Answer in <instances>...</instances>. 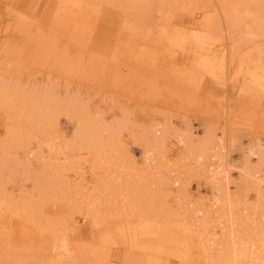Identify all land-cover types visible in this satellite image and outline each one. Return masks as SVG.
Returning a JSON list of instances; mask_svg holds the SVG:
<instances>
[{
  "label": "bare ground",
  "instance_id": "obj_1",
  "mask_svg": "<svg viewBox=\"0 0 264 264\" xmlns=\"http://www.w3.org/2000/svg\"><path fill=\"white\" fill-rule=\"evenodd\" d=\"M74 1L83 6L82 0ZM104 1L126 15L125 21L133 18L156 25L153 13L171 19L175 0ZM217 3L224 28L218 15L209 22L203 18L200 23L187 24L175 18L164 29L163 48L161 43L158 48L149 44L148 59L167 54L169 46L165 48V44L181 51L188 48L194 70L216 75L226 66L235 67L238 73L253 65L262 70L260 84H264V0ZM83 7L87 9V5ZM76 18L81 19V15ZM77 19L73 31L79 26ZM24 24L15 20L18 31L25 32ZM196 72L182 73L195 79ZM246 73L253 77V73ZM0 110L7 120L3 122L7 135L0 142V264L6 232L13 224L41 238L30 243L38 250L31 264H77L66 236V219L48 213L61 204L81 211L93 229L110 220L115 223L114 231L126 236L115 240L103 231L87 249L93 264H112V253L118 251L124 264H167L173 256L187 264H264V142L260 137L245 149L239 174L247 190L237 201L227 186L230 169L222 149V133L214 142L202 144L176 133L179 165L170 166L163 150L166 126L153 124L150 130L139 133L141 162L148 171L143 173L117 160L115 152L125 150L123 138L100 120L89 121L83 109L62 105L39 93L17 96L0 87ZM57 113L76 117L77 146L59 136L44 140L34 134V129L48 132ZM128 134L132 135L131 131ZM78 154L84 162L78 160ZM88 156L92 158L88 166L91 177L86 180ZM250 158L255 161L251 163ZM10 161L24 169L35 163L41 167L30 194L21 196L17 189L5 186ZM190 175L202 178L209 186L210 196L199 203H195L198 198H185V176ZM248 189L254 192V202L249 201Z\"/></svg>",
  "mask_w": 264,
  "mask_h": 264
},
{
  "label": "rangeland",
  "instance_id": "obj_2",
  "mask_svg": "<svg viewBox=\"0 0 264 264\" xmlns=\"http://www.w3.org/2000/svg\"><path fill=\"white\" fill-rule=\"evenodd\" d=\"M81 3L87 9L74 0H0V87L17 96L46 95L62 105L83 109L89 121L100 120L113 127L125 145V150L115 152L117 160L138 172H148L141 162L143 145L139 133L150 130L153 124L166 126L163 150L170 166L179 165L176 133L188 135L199 144L212 143L222 133V149L230 169L228 190L232 199L241 200L247 190L239 174L245 149L258 137L264 142V84H260L259 76L262 70L248 65L236 73L235 67L226 66L211 75L191 67L192 53L188 48L181 51L166 44L167 54L148 59L149 44L158 48L161 43L163 48L164 29L175 18L185 22L182 24L200 23L203 18L212 21L219 12L217 0H175L171 19L164 20L153 13L156 25L133 18L125 21L126 15L104 0ZM19 13L23 16L19 17ZM219 14L218 22L224 28ZM79 15L81 19L76 18ZM16 19L24 21L25 32L16 29ZM76 19L79 26L73 31ZM217 45L215 42V49ZM184 71H197L195 79L183 77ZM76 120L57 113L48 132H33L39 139L59 136L77 146ZM3 122L7 120L0 110V142L7 135ZM79 156L78 160L84 162L82 154ZM86 160L88 169L92 158L88 156ZM250 160L252 163L255 158ZM7 167L11 171L5 186L17 189L21 196L30 194L41 167L35 163L24 169L11 161ZM90 177L88 169L85 179ZM201 179L185 176L187 200L198 198L195 203H199L210 196L209 186ZM247 193L249 201L254 202V192L248 189ZM51 209L49 214L66 219V236L77 264H93L87 249L103 231L115 240L126 238L114 231L115 223L110 220L93 229L89 218L71 204ZM12 228L6 232L1 264H31L38 250L30 243L41 238L33 232L31 240L27 230L17 224ZM112 256V264H124L119 251ZM177 258L170 257L167 264H187Z\"/></svg>",
  "mask_w": 264,
  "mask_h": 264
}]
</instances>
